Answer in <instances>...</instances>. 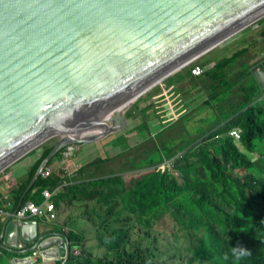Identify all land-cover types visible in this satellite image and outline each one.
Returning a JSON list of instances; mask_svg holds the SVG:
<instances>
[{"label": "water", "instance_id": "water-1", "mask_svg": "<svg viewBox=\"0 0 264 264\" xmlns=\"http://www.w3.org/2000/svg\"><path fill=\"white\" fill-rule=\"evenodd\" d=\"M263 19L264 0H0V174L52 146L23 200L64 148L122 130L130 102ZM252 73L264 88V61ZM16 213L0 236L13 252L39 231ZM38 251L45 262L70 257L61 237Z\"/></svg>", "mask_w": 264, "mask_h": 264}, {"label": "rangeland", "instance_id": "rangeland-1", "mask_svg": "<svg viewBox=\"0 0 264 264\" xmlns=\"http://www.w3.org/2000/svg\"><path fill=\"white\" fill-rule=\"evenodd\" d=\"M264 19L260 22L253 24L247 29L240 32V34L227 40L226 44L220 48V53L224 49L226 50L220 56V61L223 59H229L234 53L238 51H248L242 58L233 61L226 72L227 81L231 83L232 76L236 77L233 86L230 89V93L238 91L235 94L238 97V101H241L244 88H246V81L243 79V72L249 71L247 75L250 80L255 81L256 78L252 73L253 69L264 61ZM216 52L215 56L220 54ZM219 61V62H220ZM212 62V55L206 56L201 60L193 62L190 66L181 69L171 76V79L166 80L164 83L171 84L167 88L160 83L155 92V88L147 92V94L129 105L121 116L116 118V126L124 125V128L120 131H112L107 134L102 140L95 141L93 143H85L82 147V152L75 151L68 159V163L65 164L62 160L55 162L53 167L55 173L62 174L68 178L65 183L68 186L65 190L68 192H59L54 197L55 202L60 206L67 208V212L73 211V207L70 208V200L77 195L82 197L78 199L79 207L83 208V214H80L79 219L87 217V225L81 228V262L86 264H97L99 261H113L123 264H228L227 257H225L223 248L224 242L220 236V232L217 231L214 226L206 225L202 219L195 217L194 213L186 212V201L182 200L175 206H169L167 210H161L156 215H152L149 209L141 207L139 210H128L126 207L127 194L119 195L120 191L107 190L105 196L90 195L89 197L81 196L82 185L85 184L81 175H77L81 171L82 167L89 168V170H96V165L93 164L96 160H101L106 164L103 165V170L109 167L117 168L123 162H130L127 157L133 153L128 151V146H115L116 137L122 136L128 137V141L131 146L140 145V148H144L147 141H144L151 136L156 135L159 130L169 125L170 120L178 121L177 131L183 132V137L189 135V130H194V127L198 125V114L195 115L192 120L185 121L179 120L180 115L177 114L183 106V99H187L193 91L190 89L188 83L182 85H173V79L178 73L190 74L191 68L196 65H200L206 74H211L213 68L210 67ZM196 80V79H195ZM203 80V79H202ZM201 79H197L196 83H202ZM211 82H203L201 84L202 93L205 92L206 96L210 98L212 94L209 93V86ZM238 86V87H236ZM236 87V88H235ZM235 88V89H234ZM263 90L264 88L261 87ZM175 89H179L180 93L174 92ZM234 89V90H233ZM179 90L177 92H179ZM159 95L158 101L160 104L155 103V96L150 99L149 107H145L143 110L135 108V104H139L146 96ZM233 94V95H235ZM182 101H180V98ZM193 98V95H192ZM194 100V99H193ZM260 102H264V95ZM163 108L171 109V119H164L161 110ZM161 109V110H160ZM133 113H132V112ZM166 113V110H163ZM162 115V116H161ZM114 116V115H113ZM177 116V117H176ZM201 116V115H200ZM152 121L155 123H161L157 128L152 125ZM163 123V125H162ZM165 123V125H164ZM113 125V123H112ZM105 127H109L106 122ZM197 130V129H196ZM199 130V129H198ZM132 131V132H130ZM144 131L143 133H141ZM146 131V132H145ZM90 132V131H89ZM129 132V133H127ZM82 134V133H81ZM128 134V135H127ZM132 134V135H130ZM156 137V136H155ZM204 139H200L197 144L194 145L198 149L199 145ZM155 145L152 144L151 147ZM237 146L244 151L252 163L247 167H243V170H238L237 173L242 174H259L264 173V141L256 142L254 145V151L249 152L246 148H242L240 144ZM67 151H64V154ZM42 152L34 154L22 162L26 163L20 169L18 175L25 178L29 166L35 162ZM63 154V155H64ZM62 155V156H63ZM206 153L199 161H207L209 158ZM61 158H65L64 156ZM93 161V162H92ZM89 162H91L89 164ZM176 165L160 164L150 170L141 172H133L128 174V180L126 186L129 187L131 180L139 179L142 175L150 173L153 170L162 172L164 179H172L182 187L192 188L196 185V163L197 160H180L174 162ZM99 172V171H98ZM168 172L170 174H168ZM5 173V172H4ZM92 175V174H88ZM99 175L100 172H99ZM57 176V175H54ZM114 186L115 184H111ZM61 189L62 188H57ZM55 189V190H57ZM38 197V195L36 196ZM40 198V197H38ZM191 196H185V199H189ZM54 202V203H55ZM77 202V203H78ZM55 203V204H57ZM73 206H78V204ZM87 206V207H86ZM222 210H226L220 207ZM72 218V214H68L66 220L69 221ZM82 227V222H81ZM260 230H264V224L260 227ZM72 233V232H67ZM255 233V232H254ZM67 235L66 233H63ZM75 235V234H74ZM83 236V238H82ZM247 250L249 257L252 254V248ZM256 249L259 252H263L261 243L258 242ZM245 250V249H243ZM126 253L128 258H121L120 255ZM11 262V261H10ZM9 262V264H11Z\"/></svg>", "mask_w": 264, "mask_h": 264}, {"label": "trees", "instance_id": "trees-1", "mask_svg": "<svg viewBox=\"0 0 264 264\" xmlns=\"http://www.w3.org/2000/svg\"><path fill=\"white\" fill-rule=\"evenodd\" d=\"M247 52L238 51L231 58L218 62L211 74L204 73V77L214 79L216 81L213 82L218 83L215 89H209L212 100L220 97L218 92L222 89V95L226 94L228 101L231 102L233 94L230 93L233 86L231 83L236 78L235 80L232 79L230 83L227 81L226 72L233 61L242 58ZM248 74V70L243 72V79L247 85L242 90L244 94H242L241 101L232 102L229 108L224 111L223 106L217 107L221 110L218 116L222 117L220 120L223 126L217 129L218 126L217 130L214 129L211 136L203 140L198 149L194 147L195 144L186 140L175 147L173 145L159 146L155 141L156 135L147 138L149 141L142 149L140 148L141 144L131 146L126 138L118 136L115 140V146H128V151L133 153L126 158L130 162H123L117 168L109 167L103 170L102 164L104 162L101 160L92 161L93 164L91 165L97 166V169L92 173L89 172V168H86L89 165L83 167L77 173V175H81L85 182L81 188V196H105L107 190L118 192L122 189L119 195L127 194L126 207L128 210H139L141 207H146L152 215H156L159 211L167 210L169 206H175L180 201L185 200L184 210L186 212L194 213L195 217L202 219L206 225L214 226L220 232L221 238L225 240L222 250L225 257H227L228 264H264V230H260L262 223L264 224V173L247 175L237 173L238 170L244 171L243 167L249 166L252 161L237 146V143L227 135L232 130L240 131L241 138L238 144L249 152L254 151L256 142L264 141V102L259 100L263 97L264 90L257 81L248 80ZM189 75L192 76L191 71ZM222 81H225V85L220 86ZM202 105L209 106L211 102L206 101ZM166 119H171V117L169 116ZM216 137L218 138L216 139ZM152 144L155 146L151 147ZM51 149L52 146L46 148L42 155L29 166L26 177L14 190V206L11 212L19 207L21 201L22 205L27 201L42 202L44 191L55 190L68 181L67 177L57 173L46 179L40 177L22 200L28 182L34 177ZM66 149L64 148L58 154V157H63ZM184 151L185 153H183ZM206 153L209 159L199 161ZM189 159L197 160L196 170L194 171L197 183L192 188L182 187L171 178L164 179L162 172L157 170L146 173L139 179L131 180L129 187L126 186L129 178H126L125 174L128 177L130 173L150 170L166 161H172L176 165L174 162L180 160L187 162ZM52 162L49 166L52 165ZM104 164L107 165V163ZM89 173L92 175H88ZM168 174L170 173L168 172ZM112 183L115 185L112 186ZM37 195L40 198L36 197ZM187 195L191 198L186 200L185 196ZM219 206L226 210H222ZM66 237L72 241L81 239L80 236L73 233L67 234ZM258 242H263L261 243L263 252L256 249ZM249 246L252 248V254L249 257L240 255V251L243 249L249 250ZM19 256L17 252L0 249V264H9L13 258ZM120 257L128 258L129 256L122 253ZM72 264L86 263L78 261ZM97 264L123 263L119 261H99Z\"/></svg>", "mask_w": 264, "mask_h": 264}, {"label": "crops", "instance_id": "crops-1", "mask_svg": "<svg viewBox=\"0 0 264 264\" xmlns=\"http://www.w3.org/2000/svg\"><path fill=\"white\" fill-rule=\"evenodd\" d=\"M226 42L227 41L223 42L216 49L210 51L207 55L204 56V57H206V56H210V54L212 55V62L210 64L211 68L214 69V67L220 61V56L223 53L226 52L227 49L226 50L223 49L221 51V53H220V48H222L226 44ZM218 51H219L220 54L215 56L216 52H218ZM204 57H202V58H204ZM169 78L171 79V76ZM169 78H167L166 80H169ZM202 78H203V80H202ZM202 78H201L202 83L203 82H209V81L211 82V84H210L208 89H211V88L215 89L216 86L218 85L217 82H213V81H216L214 79L207 78L206 76L202 77ZM235 78H236L235 75H234V77L232 76L233 80H235ZM196 80H195L194 77L190 76L188 73H184V74L183 73H178V75H176L174 77L172 83H173V85H175V84L182 85L184 83H188L189 84L190 89L193 91L192 92L193 93L192 94L193 98H192V95L190 94V96L187 99H183L184 108L180 110V112L177 114V116L180 115V118H178L179 120L189 121V120H192V118L195 116V115H193V113H195V114L199 113L198 117H197L199 119L198 125L194 127V130H192V129L189 130V135H187L186 137H183V132H179V131L176 130V128L178 126V123H177L178 121H175V119L173 121H170V122L168 121L169 122L168 126H166L163 129L161 128L158 133L156 132L155 141H156V143L159 146L173 145V147H175V146L181 144V142L184 141V140H186V141H188V142H190L192 144H197L200 139H204L207 135H209V137H210L211 136L210 134H212L211 132L214 129H216L218 126L219 127L217 129H219V128H221V126H223V125H221L222 122L220 120V118H222V117L218 116L220 114L221 110L217 109V107L218 106H223V111H224V110H227L229 108V105L232 102H235L236 100H238V97L235 94L238 91H235V90L233 91V94H235V95L232 94V100H231V102H229L227 95L226 94L222 95V93H223L222 89L218 92L220 97L218 99L212 100V96H210V98H209V97L206 96L204 91H203V93H202V91H200V90H202V88H201L202 87L201 86L202 83H200V82L196 83L195 82ZM248 80H250V78H248ZM250 81H252V80H250ZM253 81H254V79H253ZM164 82H163L162 85L164 87H166V88L171 85V84H167V83H164ZM231 84L233 85L234 82H232ZM222 85H225V81H222L220 83V86H222ZM158 87L159 86H157L155 88V92H157ZM236 87H238V86H236ZM178 90L179 89H175L174 92L180 93V90H179V92H177ZM146 94H144L143 96H145ZM143 96H141V97H143ZM155 96H158V97H157V99H155L154 102L160 104V101H158L159 95H154V94L152 95L151 94L149 96H146V98H144L139 104L136 103L135 104V108L138 109V110H143L145 107H149V105L153 103V102L152 103L149 102L150 99L155 97ZM242 96L240 97V99L242 98ZM178 97L180 98V101H182V98L179 95H178ZM206 101H210L211 105L203 106L202 103L206 102ZM163 110H166V113ZM161 112H162V115H164L163 116L164 119H166L169 116L171 117V114H172L171 113V109L163 108L161 110ZM166 121H167V119H166ZM152 125L154 127L158 128L161 125V123H155L154 121H152ZM162 125H163V123H162ZM164 125H165V123H164ZM130 135H132V134H130ZM127 138L128 137H126V139ZM144 141H149V140L145 139ZM137 145H133V146H137ZM55 162H59V161L55 160L54 163ZM24 164L25 163L21 161V162L17 163L16 165L12 166L11 168H9L8 170H6L5 173H4V174H12V178H14V182H13L14 187L19 182L24 180V178H22V177L18 178V173H19L20 169L24 166ZM94 171L89 170V172H91V173L94 172ZM4 174H2V173L0 174V209L3 208V205H4L3 196H4V194L7 191V187H5L6 184L3 181V179H2ZM66 186H68V184L65 183L62 186H60V188H62L61 191H60V189H57L55 191H57L58 194H59V192H68V190L63 191ZM78 199H81V197L76 194V196L73 197L70 200V208L73 207L74 209H73V211H69V212H67V208L66 207L60 206L57 203V213H58V217H59L57 224L50 225V224H47V223H41L39 225V231H38L39 237H46L47 235L55 234V233H59V235H60V234H62L64 232H73L76 235H80L81 236V228H83L85 225H87V217H84V219H82V220L79 219L80 214H83L84 211L81 210L83 208L79 207V203L80 202H78ZM80 201H81V203H83L82 199ZM76 203L78 204V206H76V207L73 206ZM68 214H72V218L69 221L66 220ZM1 221H2V218L0 217V233L2 231V225H3V222L1 223ZM81 222H82V227H81ZM0 236H1V234H0ZM64 241H65L64 243L67 244L68 248H69V245L72 246L71 248H72L74 253H75V250H76L80 254L79 259H81V240H73L72 244H71V240L69 241V240H66L64 238ZM23 253H24V251H21L19 253L20 256L18 258L27 257V256H22ZM18 258H15V259H18ZM74 259L75 258H74L73 254H72L71 255V260H74ZM59 263H60V261H52V262L43 261L42 262L40 260L38 262V264H59Z\"/></svg>", "mask_w": 264, "mask_h": 264}, {"label": "built area", "instance_id": "built-area-1", "mask_svg": "<svg viewBox=\"0 0 264 264\" xmlns=\"http://www.w3.org/2000/svg\"><path fill=\"white\" fill-rule=\"evenodd\" d=\"M192 75L196 78L202 77L204 75V71L200 66H196L192 70ZM229 137L234 138L235 140L240 139V134L236 131H231ZM91 136V134L89 135ZM217 138V137H216ZM83 145H73L70 146L65 154V158H55V160H62L63 163L67 164L68 159L70 158L75 151L82 152ZM185 153V151L183 152ZM181 156V154H180ZM54 160V161H55ZM54 163V162H53ZM54 167L53 165L48 166L42 172V178L46 179L53 175ZM4 179L7 182V192L3 196L4 205L3 209L0 210V217L3 215H7L5 213V209H9L12 207L11 199L13 197V189L14 185L12 184V176L10 174H4ZM54 197V192L51 190H46L43 193V201L41 203H36L34 201H27L23 204V206L17 211L16 219L20 222L24 221H38L40 223H47V224H54L58 220L57 208H55V204L53 203L52 199Z\"/></svg>", "mask_w": 264, "mask_h": 264}, {"label": "clouds", "instance_id": "clouds-1", "mask_svg": "<svg viewBox=\"0 0 264 264\" xmlns=\"http://www.w3.org/2000/svg\"><path fill=\"white\" fill-rule=\"evenodd\" d=\"M198 61V60H197ZM190 66V65H189ZM196 66H200V65H196ZM196 66H193V68H192V70L196 67ZM201 67V66H200ZM202 68V67H201ZM203 69V68H202ZM192 70H191V75H192ZM204 71V70H203ZM192 77H194L193 75H192ZM202 77H204V75L202 76ZM195 79H198V78H196V77H194ZM200 78V77H199ZM220 129V128H219ZM232 131H236L238 134H240V131H238V130H232ZM231 132V131H230ZM230 132H228V134L230 133ZM227 134V135H228ZM211 135V134H210ZM229 136V135H228ZM209 137V135H207L205 138H204V140L205 139H207ZM218 138V137H217ZM216 138V139H217ZM231 138V137H230ZM241 138V137H240ZM232 140H234V142L235 143H240V139H238V140H235L234 138H231ZM73 145H84V144H72V145H69L68 147H66L67 149H66V151L68 150V148L70 147V146H73ZM66 154V153H65ZM64 157H65V155H64ZM57 158H60V159H62L61 157H58L57 156ZM55 160V159H54ZM54 160H52L53 162H54ZM53 162H52V165H53ZM168 163V165H171L170 163H173L172 161H166L165 162V164H167ZM49 166V165H48ZM47 166V167H48ZM46 167V168H47ZM44 171V170H43ZM5 172V171H4ZM4 172L2 173V174H4ZM55 173V169H54V172H53V174ZM11 176H12V174H10ZM41 177H42V174H41ZM125 177L126 178H128L127 177V174H125ZM3 181L5 182V187H7V182L5 181V179H4V176H3ZM13 180H12V184H13V182H14V178H12ZM21 182H19L15 187H14V189H13V197H12V199L10 200L11 201V203H12V207L11 208H9V209H5V213H8L7 215H3V217H1L2 218V221H1V223L2 222H4L6 219H8V218H11L12 217V214L17 210H19L23 205H21L19 208H17L14 212H11V210L13 209V206H14V200H13V198H14V196H15V189H16V187L20 184ZM14 185V184H13ZM7 192V191H6ZM45 192V191H44ZM52 192H54V197L55 196H57L58 195V192L57 191H55V190H52ZM6 194V193H5ZM4 194V195H5ZM54 197H53V199H52V201L54 200ZM44 199V198H43ZM43 201V200H42ZM3 202H4V200H3ZM35 202V201H34ZM55 201H53V203H54ZM37 203V202H36ZM41 203V202H40ZM55 203H57V202H55ZM54 203V204H55ZM55 208H57V204H55ZM3 209V208H2ZM1 210V209H0ZM17 214V213H16ZM58 214V213H57ZM15 217H16V215H15ZM58 219H59V217H58ZM14 220H16V221H18L19 223H21L19 220H17L16 218H14ZM24 222H37L39 225L41 224L40 222H38V221H24ZM57 222H58V220H57ZM57 222H55L54 224H52V225H55V224H57ZM51 225V224H50ZM53 233V232H52ZM64 233H66V234H69V233H67V232H64ZM73 233V232H72ZM1 234V233H0ZM73 234H75V233H73ZM76 235V234H75ZM59 236L64 240V238L66 239V240H69V239H67V237H66V235L65 234H60L59 235V233H55V234H50V235H47L46 237H39V235H38V237H37V239L32 243V244H27V246H25V249H23V250H21V251H24V256H27V257H22V258H18V259H27V258H30L31 260H32V264H38V262L41 260L42 262L44 261L43 259H41L42 257L40 256V252L38 251V247L40 246V244L44 241V240H46V239H48V238H51V237H55V238H59ZM76 236H80V235H76ZM81 237V236H80ZM82 238H83V236H82ZM74 240H78V239H74ZM81 240V239H80ZM70 241V240H69ZM65 242V241H64ZM72 240H71V244H72ZM260 243H263V242H260ZM66 244V243H65ZM66 246H67V244H66ZM72 246L71 245H69V249H70V257H69V259L66 261V260H64V259H61L60 260V264H72V263H76V262H78V261H80L81 262V259H79V257H80V254L75 250V253L73 252V250H72V248H71ZM261 247H262V249H263V245H261ZM0 249H3V248H0ZM67 249H68V247H67ZM4 250H6V249H4ZM8 251V250H7ZM21 251H17V253H20ZM72 251V252H71ZM8 252H13V251H8ZM14 252H16V251H14ZM73 254V256H74V260H71V255ZM248 253H247V250H241L240 251V255H247ZM29 255V256H28ZM15 258H13L12 260H11V264H12V261L14 260Z\"/></svg>", "mask_w": 264, "mask_h": 264}, {"label": "bare ground", "instance_id": "bare-ground-1", "mask_svg": "<svg viewBox=\"0 0 264 264\" xmlns=\"http://www.w3.org/2000/svg\"><path fill=\"white\" fill-rule=\"evenodd\" d=\"M222 44V43H221ZM162 83V82H161ZM144 95V94H143ZM135 101V99L132 101V102H130L129 103V105H131L133 102ZM129 105H127V107L129 106ZM106 120V119H105ZM109 126V125H108ZM105 130H109V127H105L104 125H101V126H99L97 129H88V131L87 130H85V131H82V132H80L79 134H77L75 137H73V138H86L87 136H89L90 134L91 135H93V134H96V133H100V132H104ZM90 131V132H89ZM82 133V134H81Z\"/></svg>", "mask_w": 264, "mask_h": 264}]
</instances>
